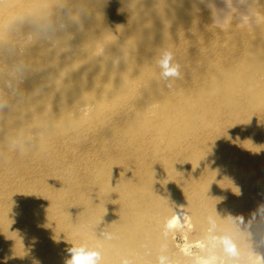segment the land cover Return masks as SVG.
Masks as SVG:
<instances>
[{
    "label": "bare ground",
    "instance_id": "1",
    "mask_svg": "<svg viewBox=\"0 0 264 264\" xmlns=\"http://www.w3.org/2000/svg\"><path fill=\"white\" fill-rule=\"evenodd\" d=\"M2 1L0 0V12L6 16L3 17L4 19H0L1 44L6 42V45L10 44L15 34L20 35L22 30L26 29V32L36 37L34 45L39 47L43 39L42 33L47 28L57 27V24L61 22L70 28L69 32L74 37L73 41H75L80 51L76 58L71 60L74 65L69 68V70L75 71L74 76L77 82L68 84L64 89V93L71 98H77V100L70 103L69 108H63L64 112L78 113L79 102L82 103L90 97L95 101L96 115L99 117L109 116L108 112H117L119 108H123V112H120L119 117L123 115L127 121L125 124L121 121L123 125L118 123L107 134L105 130L96 133V139L100 141L116 140L117 144H108L109 167L104 168L108 160L99 164L98 167H95L94 164L89 165L90 174L88 178L96 176V172L102 168L104 169L101 175H108L102 178H100V175L97 177L100 179L96 186L95 197L92 195L94 178L90 180L92 188H88L86 185V189H89H87L88 192L84 190L83 186H79L78 190L75 191V221L73 219L74 215L70 214L73 216V222L68 224L69 226L66 229L64 227L65 230L62 231L68 233L69 241L66 242V246L60 244L55 246L53 240H48L49 242H46V244L41 240L42 247L37 248V252H35L38 254L35 257L36 264H69L72 259L71 250L74 248L80 249L81 244L86 252L91 249L89 253L107 254L110 252L114 254L101 264H108L110 261L119 264H144L145 260L148 264H173L170 259L163 260L166 255L174 251V234L169 236L165 232L169 226H173L181 220L185 212L188 214V227L190 228L187 230L188 232L184 233V238H188L191 229L203 236H205V232L207 235L210 231L209 237L218 235L227 238V249L224 251L222 248L224 253L236 246H242L244 249H249L251 246L248 261L251 264H264V50L260 52L258 49H254L252 53L249 50L248 55L251 57L249 64H241L244 77L241 81H244L243 83H233L232 85L229 83V86L224 84L219 91L218 96L221 97L220 99L212 95V89H210L212 94L208 92L205 98H201L205 99L202 101L192 92L188 95L186 92H178L176 95L171 94L170 90L176 89L178 91L179 87L173 86L176 88H172L168 85L167 78L162 77L160 71L156 70V72L151 67L142 68L147 65L148 61L151 62L150 59L155 55V51L163 39L171 41L175 38V33L178 31L174 32V29L169 27L172 24L175 27L177 22L182 20H185V24L188 22L187 17L190 14L187 10L189 8L184 5L182 0H175L176 12L171 8L172 0H154L149 4H145L148 0H82V3L78 6L75 5L73 0H28L29 3L16 0L14 4L11 3V0ZM13 5L16 7L14 11H12ZM28 9L31 11L33 20L23 23L22 16L29 12ZM119 9L125 10L122 17L117 14ZM82 12L88 17V22H82L78 19ZM193 15L195 16V14ZM68 16H75L76 19L69 20ZM175 16L178 19L177 22H173ZM188 25L191 24L188 22ZM125 41L130 43L131 46L124 44ZM237 42L239 43V41ZM164 43L165 47L169 44H166V41ZM70 44L72 43L69 40ZM170 45H173V43H170ZM175 45L177 44L175 43ZM260 47L262 46L260 45ZM246 50H241V54L242 51L245 52ZM227 51L225 52L227 53ZM177 52H179L178 49ZM101 53H106V57L100 55ZM99 55L101 57H98ZM174 60H178V58ZM30 62L32 63L28 64L27 68H39L37 59H31ZM142 62L144 64H141ZM84 64H88V67H90V74L85 78L82 71L85 68ZM111 64H116L117 69L111 67ZM57 68L60 69V66L58 65ZM215 72H212V79H215L218 74L219 77L225 78L235 76L234 71L228 68ZM179 75L181 74L179 73ZM49 81L48 78L40 82L33 77V83L37 87L30 88L29 86L24 93L36 92L38 94ZM130 82L136 84L140 95H138V90L131 91L132 89L127 86ZM207 83L210 87L212 82L208 81ZM37 97L34 100V105L40 113L54 106L53 102L56 99H63L60 94L52 98L46 94H43L39 99ZM176 98L184 102V104L182 102L184 110L181 112L184 113L185 117L176 119L180 114L178 111L164 112L166 114L160 117L158 112V114H155L153 108L155 104L163 108H173L176 106ZM21 99L26 100L24 97L19 100ZM140 99H145L141 106L138 101ZM242 99H245V104L241 103ZM223 101L227 102L230 108L250 109L256 108L260 103L262 108L248 111L247 120L242 119L241 123L238 124L208 123L206 119L209 118L210 108H216L217 110L218 103L223 108ZM6 104L8 106L0 108V116L10 118L11 121L8 124L15 121L12 125L8 126L7 124L5 127V129L13 132V126L18 121L23 122L26 120L21 118V111L24 108L19 107L23 103L20 101L18 105L14 106L12 102ZM135 105L140 107L137 109L141 110L140 117L144 120L142 123L134 124L131 122V112L136 109V107H133ZM212 110L214 111V109ZM221 111L223 112V110ZM216 113L218 115V111ZM225 120L227 121V119ZM38 121L42 123L40 129L48 135V143L52 140H55V144L61 143L77 132L75 119H64L63 115L57 116L54 111H51L49 115H42ZM46 123L54 124L52 129L46 130L43 128ZM124 143L126 144L124 146L126 150H122ZM126 151L127 153H125ZM14 153L8 154L4 157V160H1L0 170L9 163H12L11 167L16 166L18 169L20 166L26 165L29 166L28 169L25 168L27 178L22 180L19 177L20 179H18L19 174L17 173L20 171L14 172V170H11L12 168H7L0 172V186L2 189H8L10 186H14L12 185L14 182L20 181L17 186L26 192L28 190L30 192L31 189L32 192L29 197L33 201L36 194L40 195L42 193H36L35 191V194L33 193L34 187L37 188L38 184L36 182H38L40 174L35 178L30 176L28 181L27 179L43 159L35 162L37 163L35 168V164L31 160L34 157L30 158L32 154L23 156L20 152ZM39 156L41 158L42 155ZM91 170H94V172H91ZM4 178H7V180L5 181ZM45 179L49 180L48 177ZM56 181L57 179L54 181L55 185ZM59 182L61 181L59 180L57 185ZM42 183L39 184L42 185ZM61 183L64 184V181ZM50 184L54 186V184ZM41 185L39 186L41 187ZM45 188H47L46 185ZM26 194L29 198L28 193ZM65 196L67 197L66 194ZM25 197L26 195L22 198ZM39 199L41 200H37L42 201V198ZM37 200L33 209L32 206H29L31 207L30 212L43 209V207L37 206L42 203H37ZM59 200L61 202L60 198ZM53 202L55 203L54 199ZM63 203L61 202V204ZM47 206L50 207V205ZM7 209L9 211V208ZM7 209L5 208L6 213L2 215V218L8 215ZM51 213L50 215H55ZM69 218L63 216L61 219L64 221L69 220ZM52 222L56 221H53L52 218L45 220V223L49 225H52ZM69 222L71 221L69 220ZM24 226L26 225L24 224ZM60 226L62 227V225ZM82 228L88 229L91 233L98 231V236L90 241L88 246L83 244L87 239L85 233L80 230ZM44 229L46 230V227ZM25 233L28 234L29 232ZM98 238L100 239L96 246L94 242ZM246 244H250L249 248L244 247ZM47 245L51 247L50 250L48 249L49 251L45 249L48 248ZM103 246L106 250L103 249ZM199 250V245H192L188 251L196 258L195 261L198 264H204L203 259L198 256Z\"/></svg>",
    "mask_w": 264,
    "mask_h": 264
},
{
    "label": "rangeland",
    "instance_id": "2",
    "mask_svg": "<svg viewBox=\"0 0 264 264\" xmlns=\"http://www.w3.org/2000/svg\"><path fill=\"white\" fill-rule=\"evenodd\" d=\"M17 1L29 3L28 0H17ZM73 1L76 6L82 3V0H76V1L73 0ZM153 1L154 0H148V2L145 4H149V2L151 3ZM182 1L184 5L188 6L189 8L187 11H188V14H190V16L187 17L189 19L187 20L191 25L189 26L188 22L185 24V20H182L181 22H177L178 19L175 16L173 18L174 20L173 22H177V24L175 27H173V24H172L171 25L172 27L170 26L169 28H173L174 32L178 31L175 33L176 39L174 38L171 41H169L168 39H163L161 44L157 47L155 51V55L152 58L154 61L150 59L151 62L148 61L147 65L146 66L144 65L145 67L143 66L142 68L151 67V69L155 71L156 70L160 71V74L163 77L165 69L162 68L160 65L161 56L165 52L170 53L173 57L171 61V66L175 67L177 63L181 64V65L178 64L179 67H181L179 68V73L181 75H179V77L169 76V78L167 77L166 79L168 81V85H170L172 88H176L173 86L179 87L177 89L178 91H176V89L170 90L171 94L176 95L178 92L179 93L186 92L188 95L189 93L192 92L193 94L197 96L198 99L204 101L205 99H201V98H205V96H207V93L209 92L210 94L213 93L212 95H215L216 97H219L220 99L221 97L218 96L219 91L224 84H227V86H229V83L232 85L233 83L237 84V83L244 82V81H241L244 79L243 69H242L243 67L241 66V64L243 65L249 64V61L251 60L250 55H248L249 50L251 51L250 53H252V50L254 49H258L260 52L264 50L263 49L264 48L263 47L264 46V43H263L264 42V0H182ZM14 2H16V0H11L12 4H14ZM171 8L174 12L177 11L175 0L171 1ZM15 9L16 7L13 5L12 11H14ZM117 14L122 17L125 14V10L119 9ZM193 14H195V16ZM0 16H1L0 19H4L3 17L6 15L0 12ZM22 17H23L22 20L24 21L23 23H27L33 20V18H31V11L25 13ZM68 18H70L69 20L76 19L75 16H68ZM78 19L82 22H88L89 20L84 12H82V14L78 17ZM66 20L68 19L66 18ZM12 22L14 23V20ZM29 24H32V23H29ZM29 24H26V25H29ZM192 28L194 29L192 30ZM69 29L70 28L67 27L65 23L63 22L58 23L57 27L47 28L42 33L43 39L41 40L39 47L34 45L36 37L30 34L29 32H26L25 31L26 29H23L20 35L15 34L10 44L6 45L7 42L4 44L0 43V79L12 78L14 80L17 72L22 70L21 76H19L14 81V85H15L14 89L6 88L2 84H0V108L2 106L3 107L8 106V104H6L7 102H12L14 106V105H18L19 102L22 101L23 103L22 106H19L21 108H24L22 109L23 112L21 111V118L26 119L23 122L18 121L13 126L14 131L10 132V130L5 129L6 125L11 121L10 118H7V117L2 118L0 116V162L1 160H4V157H6L8 154H13L14 152H20L23 154V156L25 155L30 156L32 154L30 158L34 157L31 160H33L32 162L35 164V168L37 165V163L35 162H37L39 159H43V160L41 164H39L38 167L30 173L27 181L29 180L30 176H33V178H35L39 174H40L39 175L40 178L38 182L42 180L39 183H42L43 180L47 177L51 181L50 182L49 180L45 179L42 185L36 182L38 184V185L36 184L38 189L35 186L34 187L35 190L33 189V193L35 194V192L36 193L42 192L40 193V195L36 194V198L38 195L37 199L41 200L39 198H42V201H38L36 198H34V200L32 201V198L29 197L32 192L31 189H30V192H28L29 190L27 192L24 190L22 191L21 188L17 186L18 182L20 184V181L14 182L12 184L14 186H10L11 188L9 187L8 189H2V187L0 186V190L2 189V192L0 193V264H36L35 257L38 254H36L35 252H37V248L42 247L41 240H43L45 244L46 242L47 243L49 242L48 240H53L55 246L59 244L66 246V242L69 241V235L66 231H65L66 233L65 232L63 233L62 231L65 230L66 227L69 226L68 224L73 222V219L75 221V214H76L75 212V203H76L75 191L78 190L80 185L83 186L85 191L88 188H92L91 186L92 183H90L91 182L90 180L94 178L92 195L93 197H95V190H96V186H97L99 179L108 175V174L101 175L103 169L106 167H109L108 164L110 160V155L107 149V147H109L108 144H111V145L117 144L116 140L115 141H111V140L100 141L96 139L95 138L96 133L98 131L105 130L107 134L108 131H110L118 123L125 124L127 122L124 119L123 115L119 117L120 112L121 113L123 112V108H119L117 112L114 111L115 113L108 112L107 114H109V116L106 115L105 117H99L98 115H96L97 108L94 105L95 101L90 97H88L87 100L82 103L79 102L80 104H78L79 105L78 113L72 114V112L70 111L64 112V110H62L63 108H69L70 107L69 104L77 100V98H71L68 94L64 93V89L67 87L68 84L77 82L74 76L75 71L69 70V68L72 65H74L72 64L71 60L76 58V56L79 54V51H80L79 48H77L75 41H73L74 37L69 32ZM184 29L186 30L184 31ZM190 31L191 32L193 31V32L191 33ZM185 32L188 34L186 35ZM189 34H191L193 37H190L191 35ZM181 35L182 36L184 35V36L182 37ZM177 38H178V41L180 39L179 42L181 44L178 41H177L178 43L176 42ZM184 39H185V42H184ZM69 40L72 43L70 45H69ZM252 40L255 41L256 43L255 45H254V41L252 42ZM165 41H166V44L169 43L166 45V47L164 45ZM237 41H239V43ZM259 41L261 44L259 43ZM170 43H173V45H170ZM175 43L177 45H175ZM124 44H126L129 47L131 46V44L128 43L127 41H125ZM218 44L220 45L218 46ZM238 44L240 45L242 44L241 45L242 47ZM236 45L240 46L239 47L240 49ZM260 45L262 47H260ZM160 46L162 47L160 48ZM233 48L234 49L238 48V49L235 51ZM177 49L179 52H177ZM231 49L232 51H230ZM245 49L247 50L245 52L242 51V54H241V50H245ZM258 50H255V51L257 52ZM225 51H227V53ZM238 52L240 53L238 54ZM174 53H176V55H174ZM100 55H104L106 57V53L104 54L101 53ZM100 55L98 57H101ZM189 57H190V60H189ZM177 58L178 60H174ZM31 59L38 60L39 62L38 69L27 68L28 64L32 63L30 62ZM181 59H182V62H181ZM236 61L238 62L236 63ZM185 62L186 64H184ZM141 64H144V62H142ZM182 64H183V67L186 68L185 70L182 67ZM58 65L60 66V69L57 68ZM115 66L117 65L111 64V67H114V69H117V67ZM84 67L85 68L82 69V71H83V77L85 78L90 74V67H88V64H84ZM223 68H228L229 70L234 71L235 76L230 77V78L229 77L225 78L221 76L222 77L221 78L219 77V74H218L215 77V79H212L213 78L212 72L222 70ZM188 75L190 78L188 77ZM33 77L37 78V80H39L40 82L48 78L50 79V81L45 84V87L41 89L38 94L36 92H32V93L28 92L25 94L24 92L29 88V86L30 88L37 87V85L33 83ZM208 81L212 82L210 87L208 86V83H207ZM189 85L193 87L191 88V86ZM127 86L132 89L131 91L138 90L136 88V84L134 85L133 82H130ZM194 89L197 91H195ZM210 89H212V93L210 92ZM250 91H251V88H250ZM137 92H138V95H140L139 90ZM43 94H46L50 98L56 97L58 94H60L63 96V99H56V101L53 102L54 106L48 109H45L43 110V113H40L37 110V108H35L34 100L36 99L37 95H38L37 99H39V97H41ZM21 97L26 98V100L25 101L23 99L19 100ZM175 100H177L176 101L177 107L175 106L173 108H163L155 104V106H153L155 114L158 112L159 114L158 113L157 114L160 117L166 114L164 112L172 113V112L178 111L180 114L178 117H176V119H181L182 117H185L184 113L181 112L184 110V106H183L184 102L182 100H178V98H176ZM244 100L245 99H242L241 101L242 104H245ZM138 101L140 102L139 105L141 106V104L145 101V99L144 100L140 99ZM156 106L159 108H157ZM222 106L223 108H221V104L218 103L217 110L216 108H210L211 112L208 115L209 118L206 119L208 123L210 124L228 123V125L238 124V123H241L242 119L244 121L247 120L248 111L255 110V109L258 110L259 108H262L261 103L258 104L256 108H250V109L249 108H244V109L243 108H230L228 106V103L225 101L222 102ZM133 107H136V109H134V111L131 112V119H132L131 122L134 124L142 123L144 120L140 117L141 110L137 109L140 107L137 105ZM212 109H214V111ZM221 110H223V112ZM51 111H54L57 116L63 115L64 119H69V120L75 119L76 120L75 125L77 127L76 134H74V136L69 134L71 137L68 140H64L61 143L55 144L56 143L55 140H52V142L50 141V143H48L47 141L48 135H46L44 130L40 129L42 123L39 122L38 119L42 115H49ZM128 111L130 110L128 109ZM216 111H218V115ZM213 114H216V115H213ZM225 119H227V121ZM14 122L15 121H12L11 124H8V126L12 125ZM53 125L54 124L46 123L43 126V128H45L46 130L52 129ZM103 125H106V126H103ZM112 135L114 134L112 133ZM68 142L69 144H67ZM125 145L126 144L124 143L122 150H126L124 148ZM125 153H127V151ZM39 155H42L41 158H39L40 157ZM78 158H79V161H78ZM106 160L108 161L105 164L104 168L100 169V171H97L96 176H91L90 178H88L90 174L89 165L94 164L95 167H98L99 164L103 163ZM29 161H26V162H29ZM75 162L78 164H76ZM11 165L12 163L7 164V166L4 167L2 170L7 169V168L9 169L12 168L11 170H14V172L20 171L19 173H17L19 174L17 177L18 179H20L19 177H21L22 180L27 178L26 169H28L29 166L22 165L19 167L18 165L20 169L19 170L18 168H16V166L11 167ZM2 170H0V172ZM91 172H94V170H91ZM24 174L26 175V177ZM99 175H100V178L98 179L97 177ZM0 178H1V174H0ZM56 179L57 181L55 182L56 183L55 185L54 181ZM4 180L6 181L7 178H4ZM59 180L61 182L64 181V184L65 185L67 184L66 187L61 182H59V184L57 185ZM66 181L68 183H65ZM49 182L54 184V186L51 185ZM15 183H16V186H15ZM39 185H41V187ZM45 185L47 188H45ZM74 185H77V186H74ZM86 185L88 187L87 189H86ZM57 186L58 187L60 186L62 188L60 187L58 188ZM42 187L44 188V190ZM47 189H50V190H47ZM66 190H68L67 191L68 193L66 192ZM73 190L74 192H72ZM88 190L86 192H88ZM23 192L28 193L29 198H27V194L26 193L24 194ZM51 192L52 193L56 192L55 194L58 196H56L53 193V197H54L53 198ZM65 194L67 195V197L65 196ZM25 195L26 197L22 198ZM50 198H51V201H50ZM52 198L54 199L55 203L53 202ZM59 198L61 199L62 203L64 200L67 203L64 201V203L61 204ZM36 200H37V203L42 202L41 204H38L37 206L39 207L41 206L43 207V209L41 210L39 209V211L31 210L32 212H30L31 207L29 206H32V209H33L36 204ZM31 201L34 202L33 205H31L32 204ZM51 204L53 207L51 206ZM47 205H50V207ZM58 207L59 209H57ZM5 208L6 209L9 208V211L7 209L9 213H7L8 214L7 216L2 218L3 217L2 215L6 213ZM60 210L61 211L63 210V211L61 212ZM3 211L4 213H2ZM50 213L51 214L54 213L56 216L50 215ZM70 214L71 215L73 214L74 218ZM61 216L62 217L65 216L68 218L70 217L69 220L71 222H69L68 219L63 221V219H61L62 218ZM56 217L58 218L56 219ZM44 218L45 220L47 218H52L53 221H56V222H52L53 224L49 225L48 223H45ZM37 219H39L40 221ZM30 223L32 224L33 227L31 226ZM24 224L27 227L24 226ZM29 224L30 226H28ZM63 224L64 225L67 224V225L64 226ZM188 224H189L188 214L185 212V215L181 220L177 221L175 225L169 226L167 228L165 233H167L169 236L174 234L173 235L174 251L166 255V257L163 259L164 261L167 259H170L173 262V264H198L195 261L196 258H194L192 254L189 253L188 250L190 249L192 245H199L200 250L198 252V256L200 259H203L202 261L204 262V264H251L248 261V256L252 248L251 246L250 248L248 247L250 244H246L244 246L245 248L247 247L249 249H244L242 246H236L233 248L234 253L232 251L233 249L229 250L227 253H224L225 249H227V246H228L227 238L222 237V236L220 237L218 235L209 237L208 235L210 231H208L207 235L205 232V236L199 235L198 233H195V231L192 229L188 233V236H187L188 238H184L185 237L184 233L188 232L187 230H189L190 228L188 227ZM60 225H62V227ZM42 226L43 227L45 226L46 230L44 229L45 227L43 228ZM59 226L61 227V229L59 228ZM25 228L27 229L25 230ZM48 229H50V231L54 233H51L50 231H48ZM80 230L83 233H85V238L87 239V241L83 243L85 246H88L89 242L93 241L95 237L98 236V231H95V233L94 232L91 233L86 228H82ZM27 231L29 232L28 234L25 233ZM43 231H46V232H43ZM36 233L38 234L39 238L37 237ZM99 239L100 238H98L96 242H94L96 246L99 243ZM47 246L48 248H45V249L46 251H49L51 247H49V245ZM81 248L83 249L82 244L80 246V249ZM222 248L224 251H222ZM103 249L106 250L104 246H103ZM90 251L91 249L88 251V253ZM95 253L98 254L96 264H101L106 259L114 255V254H111L110 252L107 254H100L97 252ZM108 264H119V263L110 261ZM144 264H148V262L145 260Z\"/></svg>",
    "mask_w": 264,
    "mask_h": 264
},
{
    "label": "clouds",
    "instance_id": "3",
    "mask_svg": "<svg viewBox=\"0 0 264 264\" xmlns=\"http://www.w3.org/2000/svg\"><path fill=\"white\" fill-rule=\"evenodd\" d=\"M173 57L170 53H163L160 60V65L165 69L164 76L165 78L169 76L179 77V65L177 64L175 67L171 66V61ZM16 69V68H15ZM13 69V70H15ZM22 70L17 72L15 79H0V84L9 89H14V81L21 76ZM234 253V249L232 250ZM72 259L69 261V264H96V260L98 258V254L96 253H88L84 249H72L71 250Z\"/></svg>",
    "mask_w": 264,
    "mask_h": 264
}]
</instances>
